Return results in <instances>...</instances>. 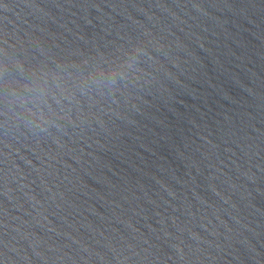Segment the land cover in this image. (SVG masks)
Listing matches in <instances>:
<instances>
[{
  "label": "water",
  "instance_id": "water-1",
  "mask_svg": "<svg viewBox=\"0 0 264 264\" xmlns=\"http://www.w3.org/2000/svg\"><path fill=\"white\" fill-rule=\"evenodd\" d=\"M0 264H264V0H0Z\"/></svg>",
  "mask_w": 264,
  "mask_h": 264
},
{
  "label": "clouds",
  "instance_id": "clouds-1",
  "mask_svg": "<svg viewBox=\"0 0 264 264\" xmlns=\"http://www.w3.org/2000/svg\"><path fill=\"white\" fill-rule=\"evenodd\" d=\"M4 71L7 72L8 69L5 68ZM56 80L57 77L53 76L50 80L49 75L43 73L38 77L20 84L19 88L21 90L14 89L8 94V104L10 108L15 106L20 112H27L30 106H34L35 102L39 101L44 108L40 119L44 123H49L50 115L53 113V109L49 104V98L55 99L57 104H59L62 99L66 98L60 85L56 83ZM45 117L47 119H45ZM26 121L29 123L32 122L27 119Z\"/></svg>",
  "mask_w": 264,
  "mask_h": 264
}]
</instances>
